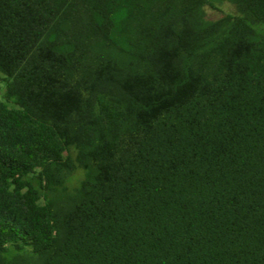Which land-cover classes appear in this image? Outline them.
Instances as JSON below:
<instances>
[{"label": "trees", "instance_id": "obj_1", "mask_svg": "<svg viewBox=\"0 0 264 264\" xmlns=\"http://www.w3.org/2000/svg\"><path fill=\"white\" fill-rule=\"evenodd\" d=\"M0 264H264V0H0Z\"/></svg>", "mask_w": 264, "mask_h": 264}, {"label": "rangeland", "instance_id": "obj_2", "mask_svg": "<svg viewBox=\"0 0 264 264\" xmlns=\"http://www.w3.org/2000/svg\"><path fill=\"white\" fill-rule=\"evenodd\" d=\"M219 8L223 9L226 12L233 13L234 8L229 4H222L218 6ZM233 9V10H232ZM235 14V12H234ZM207 16L210 20H216L221 16V13L215 10L208 9L207 10Z\"/></svg>", "mask_w": 264, "mask_h": 264}]
</instances>
